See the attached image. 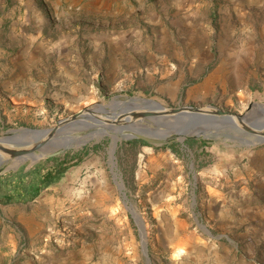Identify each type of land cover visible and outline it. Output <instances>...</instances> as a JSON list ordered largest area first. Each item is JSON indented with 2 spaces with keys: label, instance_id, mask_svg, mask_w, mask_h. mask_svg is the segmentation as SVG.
I'll return each instance as SVG.
<instances>
[{
  "label": "rangeland",
  "instance_id": "rangeland-1",
  "mask_svg": "<svg viewBox=\"0 0 264 264\" xmlns=\"http://www.w3.org/2000/svg\"><path fill=\"white\" fill-rule=\"evenodd\" d=\"M116 96L264 104V0H0V134ZM187 139L114 160L90 141L34 201L0 204V264H264V143Z\"/></svg>",
  "mask_w": 264,
  "mask_h": 264
},
{
  "label": "water",
  "instance_id": "water-1",
  "mask_svg": "<svg viewBox=\"0 0 264 264\" xmlns=\"http://www.w3.org/2000/svg\"><path fill=\"white\" fill-rule=\"evenodd\" d=\"M86 133L97 135L79 147H73ZM64 137L68 139L64 140L62 146H57L55 141ZM104 137L111 138L113 160L118 143L131 140L165 145L173 140L184 142L187 138L203 137L223 138L243 146L261 144L264 143V104L253 103L245 113L235 114L215 107L167 108L152 99H123L116 96L107 103L85 107L61 119L50 129L20 128L0 134V168L10 162L31 160L36 163L61 156L71 149L83 148L90 141ZM51 147L56 149L48 151ZM122 194L127 203L125 193ZM129 209L138 220L131 206ZM141 237L147 253L142 229Z\"/></svg>",
  "mask_w": 264,
  "mask_h": 264
},
{
  "label": "trees",
  "instance_id": "trees-1",
  "mask_svg": "<svg viewBox=\"0 0 264 264\" xmlns=\"http://www.w3.org/2000/svg\"><path fill=\"white\" fill-rule=\"evenodd\" d=\"M195 139L188 138L187 142ZM128 145L145 142L141 140L125 141ZM178 143L172 141L165 144L174 154L178 155ZM206 147V142L202 141ZM88 147L72 153L40 160L32 165L24 164L18 169L0 172V204H26L34 201L43 190L60 182L67 171L79 165L87 156Z\"/></svg>",
  "mask_w": 264,
  "mask_h": 264
},
{
  "label": "bare ground",
  "instance_id": "bare-ground-1",
  "mask_svg": "<svg viewBox=\"0 0 264 264\" xmlns=\"http://www.w3.org/2000/svg\"><path fill=\"white\" fill-rule=\"evenodd\" d=\"M139 101H140V100H137L136 102H137V103H140ZM88 104H91V103H87L86 105H88ZM81 110H82V109H79V108H78V111H77V112H80ZM96 135H97V134H90V133H86L85 135H82V136H81V139H80L81 141L78 142V143L73 144V147H76V148L79 147L80 145H82L83 142L89 140L91 137L96 136ZM65 139H68V138L64 137V138H61V139H57V141H55V142H56L55 144H56L57 146H60L61 144L63 145ZM62 145H61V146H62ZM53 149H56V147H54V148H53V147L48 148V151H49V150H53Z\"/></svg>",
  "mask_w": 264,
  "mask_h": 264
}]
</instances>
